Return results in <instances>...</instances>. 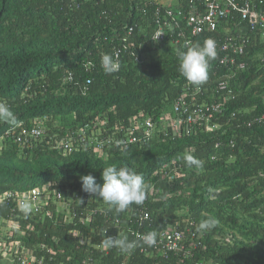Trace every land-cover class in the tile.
Returning <instances> with one entry per match:
<instances>
[{
  "label": "trees",
  "instance_id": "trees-1",
  "mask_svg": "<svg viewBox=\"0 0 264 264\" xmlns=\"http://www.w3.org/2000/svg\"><path fill=\"white\" fill-rule=\"evenodd\" d=\"M186 2L180 0V5ZM156 3L161 4L153 0H82L79 8H71L70 0H23L18 9L15 19L20 24L12 31L7 52L0 49V79H15L12 85L4 83V90L0 86V95L10 97L20 119L49 116V132L55 139L66 138L70 132L94 122L104 123L102 136L116 140L147 119L153 118L158 124L154 130L158 136L151 142L125 149L113 146L103 154L86 147L64 157L53 151L49 142H32L35 150L31 161L17 167L15 154L10 157L6 168L11 175L0 178V193L40 184L44 174L50 176L73 207L70 224L46 220V225H35L33 232L27 233L28 247L45 242L48 249L56 252L50 256L42 248H33L36 263L92 264L91 258L95 264H264V125H246L264 115L262 32L251 36V46L238 57L246 68L228 69L233 78L226 81L235 99L226 102L224 113L209 118L210 125L217 129L209 133L202 128L191 136L173 140V135L164 137L161 133L162 114L177 98L189 96L197 88L209 91L215 83L213 79L224 77L228 70L224 71L214 59L206 83L193 86L187 82L179 72V53L187 50L185 41L177 45L171 38L162 43L150 41L158 28V20L152 18ZM230 26V33L236 34V28ZM129 28L134 30L129 44L142 46L141 55L150 57L144 64H137L126 55L117 72L105 74L102 56L121 47L120 40L113 42L118 36L123 39ZM30 29L39 40H34ZM165 30L168 32V27ZM200 39H193L191 46L196 42L202 45ZM164 45L174 46L175 53L169 50V56H151ZM85 66H90L89 72ZM24 72L22 83L19 76ZM65 72L74 74L73 84H63ZM88 80L89 90L83 96L82 88ZM24 87L30 89L32 97L20 102ZM199 100L213 103L207 95ZM53 120L58 121L57 129L52 128ZM8 127L0 125V134ZM186 153L200 159L203 167L186 166ZM111 165L127 166L142 175L146 199L143 205L133 204L119 214L107 204L110 215L127 227H140L144 233L155 230L157 239L169 231L180 233L179 251L164 252V256L150 249L143 251L146 247L137 245L128 253L111 248L105 256L68 235L78 229L89 235L94 245L104 240L100 231L109 226L103 218H93L91 226L80 224L87 211L98 208L103 201L82 190L80 177L91 174L97 184H103L102 170ZM166 165L165 173H174L175 169L179 175L155 176ZM145 213L148 220H141L140 215ZM208 217L218 219L219 224L206 233L197 231L198 224ZM109 229L112 231V227ZM122 229L123 237L132 240ZM123 234L119 237L123 238Z\"/></svg>",
  "mask_w": 264,
  "mask_h": 264
},
{
  "label": "clouds",
  "instance_id": "clouds-1",
  "mask_svg": "<svg viewBox=\"0 0 264 264\" xmlns=\"http://www.w3.org/2000/svg\"><path fill=\"white\" fill-rule=\"evenodd\" d=\"M70 1L71 8H79L82 4V0ZM139 1L144 2V0ZM153 1L161 2L162 0ZM22 2L23 0H0V49L5 52L8 50V44H10L9 38H11L12 31L19 23L18 21L16 22L15 17L19 13L18 9ZM155 5L156 9L153 11L152 18L156 20L154 18V13L157 10L158 15L164 20L166 15L162 16L161 4L157 6L156 3ZM230 23L223 22L220 24L214 36L216 41L226 36L225 34H221L220 30H225L228 25H232V23ZM234 28L236 27L234 26ZM25 31L28 32L27 25ZM30 31L33 34L34 40H39L40 37L38 34L31 29ZM156 31L157 29L151 35V42L162 43L168 38H171L174 45L179 44L180 41H178L176 36V30L173 32H167L165 30L166 37L162 40H156L154 38ZM236 31L238 30L236 29ZM133 32V28H129L123 39L119 36L116 37L113 43L120 40L122 44L121 47H115L111 54H104L102 56L101 68L105 74L110 75L117 72L120 69L119 63L123 61L126 55L131 58L133 57L137 64H144L147 61V58L150 57H143L141 55L143 50L142 46L129 44V39L132 37ZM247 34H249L251 39V36L257 33L247 32ZM262 36L264 39V34H262ZM207 37L208 35L205 34L194 38H201L200 41L203 42V44L201 45L199 42H196L191 47H188L186 51L179 53V72L186 81L193 86H200L207 82L209 78L210 62L214 59L217 60L220 67L224 68V71L230 69V67L221 64L223 55L217 53L215 40ZM131 46L133 47V50H131ZM250 46L251 43L249 47ZM152 54L153 53H151V56H153ZM89 67L90 66H85L87 72L90 71ZM231 70H228L224 77L220 75L217 79H213L215 80V83L209 91L203 87L197 88L192 92L193 94L189 96L183 95L177 98L172 103L171 109L161 116V123L163 126L161 133L164 137L173 135V140L176 138H186L187 136L197 133V130L202 128H205V131L209 133L215 131L217 127L210 125L209 118H211L213 114L219 115L224 113V105L226 102L235 99L233 91L228 88L226 81V78H233L230 73ZM54 71H56L55 68ZM24 75H26L25 72L20 73V81L23 80ZM215 77L217 76L215 75ZM14 79L15 78H10L3 81L0 79V86L4 90V83L12 85ZM62 82L63 84H73L75 82L74 74L65 72L62 77ZM90 83L91 82L88 80L87 85L82 88L81 93L83 96L87 95ZM222 85H225V89L222 88ZM202 95L209 96L213 103L208 104L199 100ZM28 96H31V91L29 88L24 87L21 91L19 101H25ZM9 98V96L5 97L0 95V125L9 126L5 132L0 134L1 179H6L7 175H11L8 174L10 169L6 167L10 164V157H14V154L17 159V167L24 162L32 160L31 157L34 154L32 151L35 150V143L42 144L43 142H49L50 148L57 152V154L64 157H70L80 148L90 147L98 151L99 154H103L107 148L109 149L113 146L125 149L134 144L149 143L158 136V131L157 134L154 131L155 129L157 130L158 124L153 121V118H150L145 120L144 123L137 124L135 127L130 128L127 132L128 135L124 134L122 139L118 140L114 137L107 138L102 136V126L104 123L99 125L97 122L86 124L80 129L70 132L66 138L55 139L54 133L49 132V116L38 117L35 119L26 118L22 120L20 119L18 112L15 113V106ZM215 104H220L222 106L221 111L217 113L209 111V107ZM257 117H254L246 125L251 128L252 126H249V124ZM53 124L54 126L52 128L57 129L58 121L53 120ZM148 124H150V126H148ZM25 128H29V132H26L24 130ZM95 132L98 133L97 137L95 136ZM113 135L115 136V134ZM108 139L112 140V143L107 144L105 148L100 151L96 140L102 142ZM183 159L185 165L188 167H203L202 161L190 153H186ZM214 159L215 158H213V160ZM5 161L8 162L5 167H3L2 163ZM165 168H167V165L164 166L160 172L155 174V176L159 175L164 178L166 175V177L168 176L169 178H172V175H179L176 173L175 169L172 170L174 173H165V171H163ZM101 177L103 184H97L95 177L91 174L80 177L82 190L89 196L95 197V199L103 200L98 204V208H92L87 211L88 215L85 216L86 219H82L80 224L86 227L88 223H90L89 226H91L94 224L92 223L93 218L97 220L101 217L109 228L112 227V231H110L109 228H104L103 231H100L101 237L104 240L95 245L92 244V238H89V235L78 229L69 231L68 235L79 240L82 246L84 245L89 248L93 247L105 256L108 255L111 248H118L121 252L128 253L134 251L137 245L146 247V249H142L143 251L150 249L152 252H157L152 248V246H155L157 243V232L155 230L144 233L140 227H138L137 230L133 227H127L118 217L110 215L108 212L109 209L106 206L108 204L114 209L116 214H119L125 212L133 204L143 205L146 199V187L142 175L136 173L127 166L116 167L115 165H111L103 168ZM40 181H42V183L30 186L25 190H7L0 193V256H12L13 264H44L43 261H38V263L35 261V250L33 248L37 247L42 248L45 252L47 251V255H56V252L53 249H48L45 246V242H41L39 245H32L33 247H28L26 245L25 240L29 239L27 233L33 232L35 225H38L39 227L44 226L47 224L46 220H52L53 223H60V225H65V222L68 224L71 223L69 220L71 218L72 207L70 200L66 199L63 193L57 190L56 184L50 181V176L43 174ZM51 189L54 190L51 191ZM151 194H153V190L151 191ZM58 206H61V208ZM60 209L62 211H59ZM1 212L6 215H2ZM140 219L148 220V214L145 213L140 215ZM32 221H34V223H32ZM137 222L138 221L136 220L135 224ZM56 224H53V227ZM218 224V219L208 217L198 224L197 231L206 233L214 229ZM123 227L126 229V235H130L132 240L123 237ZM121 234H123V238L119 237ZM139 235L143 236L139 239ZM88 259L92 264H95L91 258ZM121 264L126 263L122 262Z\"/></svg>",
  "mask_w": 264,
  "mask_h": 264
},
{
  "label": "built area",
  "instance_id": "built-area-1",
  "mask_svg": "<svg viewBox=\"0 0 264 264\" xmlns=\"http://www.w3.org/2000/svg\"><path fill=\"white\" fill-rule=\"evenodd\" d=\"M198 2L199 6H195L193 8L194 12L191 11L187 14L184 23H175L174 27L170 25L174 15L169 11L166 13L164 20L161 17L157 19L158 28L154 38L156 40L164 39L166 37L164 28L168 27L170 32L176 30L178 41L184 40L185 46L188 48L191 47L193 39L201 35L206 34L208 35L207 38L214 39L220 24L231 22L238 31L236 34L225 36L218 41L214 39L217 53L223 55L221 59L222 65L228 66L230 69L244 70L246 64L238 62L237 58L246 53L251 43L247 32H262L264 34V0H198ZM237 18L238 20H236ZM261 61L264 63V58H261ZM222 88L225 89V85H222ZM221 108L220 104H215L209 107V111L217 113L221 111ZM254 124H264V115L255 118L249 126ZM95 136H98L97 132H95ZM96 143L99 150L102 151L107 144L112 143V140L108 139L102 142L96 140ZM142 236L139 235V239ZM180 240V233L172 234L171 232H166L157 239V243L152 248L165 256L166 253L164 252L180 250Z\"/></svg>",
  "mask_w": 264,
  "mask_h": 264
},
{
  "label": "crops",
  "instance_id": "crops-1",
  "mask_svg": "<svg viewBox=\"0 0 264 264\" xmlns=\"http://www.w3.org/2000/svg\"><path fill=\"white\" fill-rule=\"evenodd\" d=\"M167 1H168V3H165L164 1L160 2L161 3L162 16L166 15V13L168 11L171 12L174 15V17H173V20H171L170 25H172L173 27L175 26V23H184L186 18H187V14H189L191 11L194 12L193 8L195 6H199L198 0H187L186 5H180L181 4L180 0H167ZM154 18L156 20L160 18L157 10L154 13ZM168 30H169V28H168ZM230 31H231V26L228 25V27L225 29V31H222V33L225 34L226 36H228L229 34H231Z\"/></svg>",
  "mask_w": 264,
  "mask_h": 264
},
{
  "label": "rangeland",
  "instance_id": "rangeland-1",
  "mask_svg": "<svg viewBox=\"0 0 264 264\" xmlns=\"http://www.w3.org/2000/svg\"><path fill=\"white\" fill-rule=\"evenodd\" d=\"M165 3H168L167 0H162ZM169 50L172 54L175 53L176 49L174 48V46H169V45H164L159 51H155L153 52V56L154 57H159V56H169ZM59 208H61V206H58ZM59 211H62L61 209ZM0 264H13V258L12 256H7V257H2L0 256Z\"/></svg>",
  "mask_w": 264,
  "mask_h": 264
}]
</instances>
